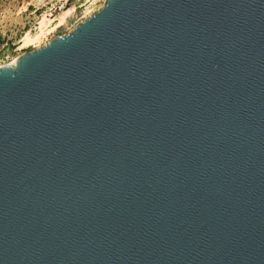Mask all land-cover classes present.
<instances>
[{"label": "water", "instance_id": "obj_1", "mask_svg": "<svg viewBox=\"0 0 264 264\" xmlns=\"http://www.w3.org/2000/svg\"><path fill=\"white\" fill-rule=\"evenodd\" d=\"M0 264H264V0H107L0 67Z\"/></svg>", "mask_w": 264, "mask_h": 264}, {"label": "rangeland", "instance_id": "obj_2", "mask_svg": "<svg viewBox=\"0 0 264 264\" xmlns=\"http://www.w3.org/2000/svg\"><path fill=\"white\" fill-rule=\"evenodd\" d=\"M107 0H0L1 64H12L26 52L65 35L99 10ZM39 36L30 45L26 33ZM36 34V35H35Z\"/></svg>", "mask_w": 264, "mask_h": 264}, {"label": "bare ground", "instance_id": "obj_3", "mask_svg": "<svg viewBox=\"0 0 264 264\" xmlns=\"http://www.w3.org/2000/svg\"><path fill=\"white\" fill-rule=\"evenodd\" d=\"M36 35V34H35ZM39 39V36L36 35H32L31 32L26 33V35L23 37L22 41L24 42V45H30L33 44L34 42H36ZM16 60L14 59L13 62H15ZM11 64V63H10ZM6 64L2 65L5 66ZM1 66V67H2Z\"/></svg>", "mask_w": 264, "mask_h": 264}, {"label": "built area", "instance_id": "obj_4", "mask_svg": "<svg viewBox=\"0 0 264 264\" xmlns=\"http://www.w3.org/2000/svg\"><path fill=\"white\" fill-rule=\"evenodd\" d=\"M2 61H3L2 58H0V67H1L2 65H4V64H1Z\"/></svg>", "mask_w": 264, "mask_h": 264}]
</instances>
